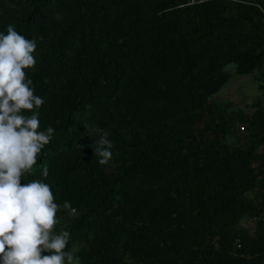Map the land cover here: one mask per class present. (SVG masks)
Here are the masks:
<instances>
[{
    "label": "trees",
    "instance_id": "1",
    "mask_svg": "<svg viewBox=\"0 0 264 264\" xmlns=\"http://www.w3.org/2000/svg\"><path fill=\"white\" fill-rule=\"evenodd\" d=\"M8 23L37 39L57 132L35 175L79 210L56 230L81 264H264V221L242 224L264 201V0H0ZM229 64L259 73L247 110L211 99Z\"/></svg>",
    "mask_w": 264,
    "mask_h": 264
},
{
    "label": "clouds",
    "instance_id": "2",
    "mask_svg": "<svg viewBox=\"0 0 264 264\" xmlns=\"http://www.w3.org/2000/svg\"><path fill=\"white\" fill-rule=\"evenodd\" d=\"M37 47V39L13 23L0 30V264H81L68 247L71 232L56 230L61 211L74 217L79 210L69 200L57 201L47 165L35 175L57 132L51 124L41 127L39 109L46 100L28 74L37 65ZM87 135L98 164L108 165L114 155L109 132L88 128Z\"/></svg>",
    "mask_w": 264,
    "mask_h": 264
},
{
    "label": "rangeland",
    "instance_id": "3",
    "mask_svg": "<svg viewBox=\"0 0 264 264\" xmlns=\"http://www.w3.org/2000/svg\"><path fill=\"white\" fill-rule=\"evenodd\" d=\"M230 79L211 99L219 103H231L234 108L247 110L246 105L261 95L259 73L239 75L234 64L226 66ZM249 110V109H248Z\"/></svg>",
    "mask_w": 264,
    "mask_h": 264
},
{
    "label": "built area",
    "instance_id": "4",
    "mask_svg": "<svg viewBox=\"0 0 264 264\" xmlns=\"http://www.w3.org/2000/svg\"><path fill=\"white\" fill-rule=\"evenodd\" d=\"M208 0H187V4H197V3H202ZM243 129V127H241ZM264 221V201L261 205V209L258 213L251 215V216H246L242 220V224H251V223H256V222H262ZM236 245L237 247H240V241L236 240Z\"/></svg>",
    "mask_w": 264,
    "mask_h": 264
}]
</instances>
